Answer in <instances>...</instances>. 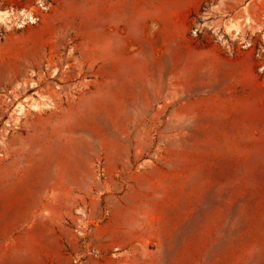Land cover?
Masks as SVG:
<instances>
[{
	"label": "rangeland",
	"instance_id": "rangeland-1",
	"mask_svg": "<svg viewBox=\"0 0 264 264\" xmlns=\"http://www.w3.org/2000/svg\"><path fill=\"white\" fill-rule=\"evenodd\" d=\"M0 264H264V0H0Z\"/></svg>",
	"mask_w": 264,
	"mask_h": 264
}]
</instances>
